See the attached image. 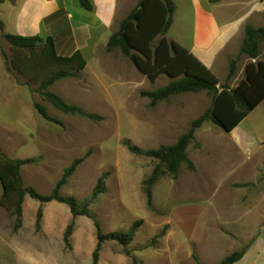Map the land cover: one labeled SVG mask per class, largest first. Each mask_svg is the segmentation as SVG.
Returning a JSON list of instances; mask_svg holds the SVG:
<instances>
[{
  "label": "rangeland",
  "instance_id": "374dc122",
  "mask_svg": "<svg viewBox=\"0 0 264 264\" xmlns=\"http://www.w3.org/2000/svg\"><path fill=\"white\" fill-rule=\"evenodd\" d=\"M21 1L2 0L0 3V152L10 159L28 160L19 166L23 186H30L43 195L52 192L74 160L82 159L59 187L58 194L63 198L74 197L78 209L87 204L86 214L72 218L66 203L57 200L40 203L29 196L39 203L37 207L42 215L37 228L36 208L28 204L32 217L29 227L25 223L24 229L37 231V238L41 239L45 225L47 230L55 232L54 240L59 229L64 234L67 225L72 223L68 241L62 240V256L70 253L69 264H93L97 228L102 233L126 232L137 221L140 223L128 244L114 240L102 242L95 264H174L177 256H180L178 264H201L196 259L197 252L205 262L216 260L233 242L221 238L212 239L210 244L207 243L210 241L205 242L206 226L211 225L213 212V207L206 202L227 196L238 198L243 193L257 201L264 196V101L236 126L238 130L227 132L211 121H204L195 128L186 148L193 166L182 161L175 174L160 175L151 186L148 203L143 180L159 162L131 153L124 142L129 141L142 150L174 144L190 130L193 120L211 109L213 93L207 90L174 93L151 104L150 98L142 96L141 92L155 91L172 77L161 73L150 80L130 56L124 55L118 47L108 50L107 41L97 38L88 41L82 49L88 64L77 76L56 80L41 90L37 82L12 68L11 46L3 37L4 33L14 32L13 8H18ZM200 1L202 10L212 8L219 19L230 20V46L218 56L212 72L218 78L217 85L235 87L244 78L245 65L254 61L240 52L244 26L247 23L255 28L264 25V0ZM174 2L177 24L173 31L181 36L178 41L189 44L192 5L190 0ZM67 3L70 10L80 7L78 0ZM129 3H124L126 12L138 4ZM120 18L117 15L111 32L118 29ZM173 31L166 32L167 39L171 40ZM258 41L261 57L264 40ZM59 48L68 49L61 45ZM231 62L234 70L229 78ZM42 91L56 94L66 104L77 106L96 119L62 110L44 97ZM35 104L41 105L51 119L41 116ZM233 134L260 141L251 145L247 142L241 147L235 143ZM253 167L256 172L250 173ZM225 169H234L233 178L242 184L233 195L229 190L230 180H224ZM102 174H105L103 191L91 198ZM52 201L61 203L64 210H56ZM193 203L202 206L191 205ZM195 208L198 214L194 213ZM175 248H178L177 256L173 253Z\"/></svg>",
  "mask_w": 264,
  "mask_h": 264
},
{
  "label": "trees",
  "instance_id": "16d2710c",
  "mask_svg": "<svg viewBox=\"0 0 264 264\" xmlns=\"http://www.w3.org/2000/svg\"><path fill=\"white\" fill-rule=\"evenodd\" d=\"M1 2L2 0H0ZM78 2L83 9L92 10L90 0H78ZM174 11L175 3L173 0H139L137 6L125 16L118 29L110 34L106 42L108 50L118 47L124 55L130 56L136 67L150 80H154L161 73H168L172 77L166 85L155 91L141 92L142 96L150 98L151 104L174 93L199 90H207L213 93L211 109L193 120L190 130L181 135L174 144L142 150L130 144L129 141L124 142L131 153L149 156L159 162L151 174L143 180V190L148 203L151 201V186L160 175L164 173L175 174L182 161H187L190 167L193 166L187 158L186 148L195 128L204 121H211L223 130L231 131L264 99V55L260 57L258 49V39L264 40V25L255 28L248 23L245 24L240 52L254 59V61H249L245 65L244 78L231 88L226 85H217L218 78L209 68L178 42L166 38L165 34L172 24ZM3 37L11 46L9 61L12 68L28 80L37 82L38 88L41 90L46 89L56 80L77 76L87 63L80 50H75L69 55L59 54L51 36L42 39L37 35L4 33ZM233 67V62H231L229 78L233 74ZM42 93L44 97L66 112L96 119L85 113L83 109L66 104L54 93L49 91H42ZM35 108L41 116L51 119L46 115L41 105L35 104ZM81 160H74L65 170L63 177L56 183L52 192L43 195L30 186H23L19 166L28 160L10 159L0 152V183L2 186L0 205L14 216L15 230L21 225L22 203L25 195L40 203L51 200L64 202L68 205L72 218L86 214L87 204L78 209L74 197L63 198L58 194L59 187L65 183L66 178ZM104 175L102 174L98 178L91 198L103 191ZM41 215L42 211L39 208L36 214L37 228L40 226ZM139 223L140 221L134 222L126 232L102 233L97 228L96 244L92 252L93 264L98 259L102 242L114 240L122 245L128 244L132 240ZM71 228L72 223L65 228L63 234L65 242L68 241ZM241 253L242 251H235L226 256L221 263L234 262L241 256Z\"/></svg>",
  "mask_w": 264,
  "mask_h": 264
},
{
  "label": "crops",
  "instance_id": "0c3cea01",
  "mask_svg": "<svg viewBox=\"0 0 264 264\" xmlns=\"http://www.w3.org/2000/svg\"><path fill=\"white\" fill-rule=\"evenodd\" d=\"M134 1L137 4L139 0H90L92 4L90 11L83 9L78 2L81 10L79 11L78 7L70 10L67 6L68 0H22L18 8H13V33L51 36L57 52L61 55H69L75 50L82 52V49L88 45V41H95L96 38L98 41H107L112 33L111 30L117 20V15L121 16L120 21H122L129 13L124 9V3L130 2L129 4H132ZM190 3L193 8L191 42L182 44V41H178L181 36L173 31L177 24L175 21L176 5L173 21L167 32L172 30L174 36L171 40L185 47L202 64L213 71L218 56L224 54V51L230 46V20L227 18L219 19L212 8L207 9V11L202 10L200 0H190ZM84 12L88 13L85 14ZM60 45L68 49L63 51L59 48ZM263 101L264 99L261 102ZM234 129L238 130L239 127ZM232 138L241 147H244L247 142H250L251 145L260 141L255 137L247 138L242 134H238V136L233 134ZM225 172L224 180L227 182L230 180L229 190L233 195L235 190L241 189L242 184L238 179L233 178L234 169H225ZM255 172L253 167L250 173ZM1 193L2 186L0 185V196ZM246 196L247 194L243 193L238 198L227 196L206 202V205L213 207V212L212 218L209 220L211 225L206 226L205 242L210 241L207 242L210 244L212 239L218 241V238H221L233 243L228 244L227 248H229L212 262L203 261L199 257L196 247V259L201 264H222L221 261L235 251H242L241 256L228 264H264V196L259 201ZM28 204L31 207L35 206L37 212L39 203L25 195L22 203V224L16 230L14 229V216L0 205V264H69L70 253L66 252L64 258L62 256L63 233L60 229L57 238L54 240L52 236L56 235L55 232L52 233L47 230L45 225L43 226V235H41L44 237L41 239L37 238V231L33 230L29 233L24 229L25 223L28 224L26 225L27 228L29 227L32 217ZM51 204H54L56 210H64L61 203L52 201ZM191 205L200 206L201 204L193 203ZM216 206L221 208L217 209ZM194 213L198 214V209L195 208ZM66 216L68 220L69 210ZM224 243L227 242L224 240ZM217 245L219 246V244ZM168 250L171 249L168 248ZM174 250L173 253L177 256L178 248ZM190 255L188 254V256ZM179 257H175L176 262ZM176 262L174 264L179 263Z\"/></svg>",
  "mask_w": 264,
  "mask_h": 264
}]
</instances>
